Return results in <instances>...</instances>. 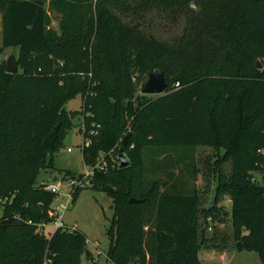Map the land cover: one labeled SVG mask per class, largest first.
I'll return each mask as SVG.
<instances>
[{
  "label": "trees",
  "instance_id": "obj_1",
  "mask_svg": "<svg viewBox=\"0 0 264 264\" xmlns=\"http://www.w3.org/2000/svg\"><path fill=\"white\" fill-rule=\"evenodd\" d=\"M180 17L172 39L155 30ZM0 18L3 48L19 50L17 72L0 71V264H82L88 237L79 228L51 237L37 229L54 220L57 196L39 177L58 169L54 153L77 114L84 137L97 131L84 164L108 162L87 187L113 200L107 261L201 264L196 154L216 146L232 162L222 190L232 195L233 249L256 251L264 264V0H0ZM151 69L164 72L165 93H142ZM76 96L80 110L68 111ZM57 125L51 150L44 139ZM128 132L131 165L121 169Z\"/></svg>",
  "mask_w": 264,
  "mask_h": 264
},
{
  "label": "rangeland",
  "instance_id": "obj_2",
  "mask_svg": "<svg viewBox=\"0 0 264 264\" xmlns=\"http://www.w3.org/2000/svg\"><path fill=\"white\" fill-rule=\"evenodd\" d=\"M196 9L193 4L191 6ZM51 18L49 29L59 32L58 18L53 12H50ZM183 17L180 21H164L154 23L155 30L160 32L161 36L167 40L172 39L182 32L185 25ZM160 34L158 36H160ZM3 28L0 18V71H5L7 61L11 55H19L18 48H3ZM264 67V54L257 59ZM81 96H76L66 104L68 111H79L81 108ZM87 129L84 120L80 114L74 118V126L68 131L59 143V150L54 153V160L57 170L46 169L39 177V182L56 183L61 185L60 195H57L54 204L68 203L71 186L70 180L63 179L59 170H71L76 174L85 172L88 168L83 162V131ZM93 141V140H92ZM68 149H71L70 151ZM198 176L196 189L200 199V207H205L198 214L199 221L202 223L200 229H206L207 237L202 242L200 249L201 264H263L260 254L256 251H236L233 249L231 238L230 215H231V190L227 187L222 190L225 183L230 182L232 162L230 158H224L223 150L218 151L216 146H202L197 149ZM258 181L262 176L258 172L252 174ZM221 183L220 192H215L218 183ZM213 199H220L217 212L214 213L211 206ZM73 203V202H72ZM64 213L60 212L65 224L69 226L76 225L88 237V249L94 255L88 260L86 254L82 255V264H112L107 261L102 251L107 254L110 247V239L107 235V229L110 226L114 216L113 200L104 192H97L93 188H84L76 203ZM0 209V215L2 214ZM47 230L52 231L50 225Z\"/></svg>",
  "mask_w": 264,
  "mask_h": 264
},
{
  "label": "built area",
  "instance_id": "obj_3",
  "mask_svg": "<svg viewBox=\"0 0 264 264\" xmlns=\"http://www.w3.org/2000/svg\"><path fill=\"white\" fill-rule=\"evenodd\" d=\"M97 131L90 130L88 133V136L84 137L83 146H89L92 142L91 136L96 134ZM69 151L71 149H68ZM88 168L85 170V172L77 174L75 177H69L70 180V186L71 189L69 193L67 194L68 198L71 200L68 201V203H58L53 205V214L55 215V218L51 222H41L38 223L37 229L40 233L45 234L47 237H51L53 233L61 228H68L70 230L78 228L76 225L69 226L65 224L63 217L60 215V212L64 213L66 210H68L71 207L72 203V191L74 188H87L89 185L92 184V181L96 175L97 172L104 171L108 167V162L106 161L105 157L100 156L97 158L96 162L91 165H87ZM68 179V178H67ZM43 186L46 190L51 191L55 193L56 195H60L61 192V185L56 183H47L43 182ZM32 223V221H30ZM52 225L53 230L49 231L47 228ZM101 255H105L107 258V254H104L102 251Z\"/></svg>",
  "mask_w": 264,
  "mask_h": 264
},
{
  "label": "water",
  "instance_id": "obj_4",
  "mask_svg": "<svg viewBox=\"0 0 264 264\" xmlns=\"http://www.w3.org/2000/svg\"><path fill=\"white\" fill-rule=\"evenodd\" d=\"M257 66L258 68H262V63L260 61H257ZM6 70L9 73H15L18 70V63H17V56L16 55H11L7 61V66ZM168 82L166 79V76L163 71L156 70V69H151L148 72V80L144 84L142 88V93L143 94H150V95H160L165 93L168 90ZM60 126L57 125L50 133L49 135L44 139V145L48 149H53L55 146V143L58 138V131H59ZM131 132H128L124 138L122 139V146L119 150L117 160L119 163V167L121 169L127 168L131 165V160L128 157L126 153V147L129 142ZM142 199H137V198H131L130 203H138L142 202ZM204 210L203 208H200V211ZM86 257L88 260H91L94 255L91 253V251L88 249L86 251Z\"/></svg>",
  "mask_w": 264,
  "mask_h": 264
},
{
  "label": "crops",
  "instance_id": "obj_5",
  "mask_svg": "<svg viewBox=\"0 0 264 264\" xmlns=\"http://www.w3.org/2000/svg\"><path fill=\"white\" fill-rule=\"evenodd\" d=\"M199 257H200V253H199Z\"/></svg>",
  "mask_w": 264,
  "mask_h": 264
}]
</instances>
